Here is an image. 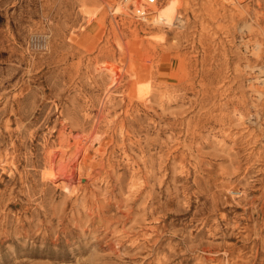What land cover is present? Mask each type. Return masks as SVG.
Returning a JSON list of instances; mask_svg holds the SVG:
<instances>
[{"label":"rangeland","instance_id":"374dc122","mask_svg":"<svg viewBox=\"0 0 264 264\" xmlns=\"http://www.w3.org/2000/svg\"><path fill=\"white\" fill-rule=\"evenodd\" d=\"M129 1L0 0V264H264V0Z\"/></svg>","mask_w":264,"mask_h":264},{"label":"bare ground","instance_id":"6f19581e","mask_svg":"<svg viewBox=\"0 0 264 264\" xmlns=\"http://www.w3.org/2000/svg\"><path fill=\"white\" fill-rule=\"evenodd\" d=\"M131 2L132 4H134L135 6V12L140 15V17H144L146 20L149 19L148 16H145L147 13L146 11V8L144 6V4H152V11L151 13H155V16L153 15L152 18H150V22L155 24V25H171L173 23V14H174V11L176 8L180 7L181 5V1L180 0H169L164 6L160 7L158 6V3H159V0L156 1L155 3H149V2H146L142 0H132V1H129ZM129 6V3L127 2L126 4H120L116 7V9L118 11H122L124 8H127ZM149 7V6H148ZM123 13V12H122ZM163 28V27H162ZM261 45L259 43L256 44V48L258 49V47H260ZM260 49V48H259ZM258 51V50H256ZM111 67V66H110ZM111 69V68H110ZM109 69V70H110ZM254 76V75H253ZM262 86V85H261ZM144 89V86L143 85H140L138 87V95L141 97L144 93H143V90ZM259 88H257V90H259ZM261 91V89H260ZM264 93V92H262ZM258 95V94H257ZM260 96V94L258 95V97ZM88 141H89V138L88 137H84L83 139H79V140H76L73 145H74V148H76V152L74 155L80 153L81 151L83 152H86L87 150V146L88 145ZM65 142V141H63ZM65 144V143H64ZM64 147H68V145H63L61 142L59 143V147L57 148V150H53L52 152L50 151L49 154H48V164L50 166V168H52L54 170V167L56 168V164H58L61 160L64 159L65 155L67 154L66 153V150L64 149ZM69 148V147H68ZM55 149V148H54ZM70 150V149H69ZM68 150V151H69ZM71 151V150H70ZM88 151V150H87ZM86 154V153H85ZM84 154V155H85ZM59 161V162H58ZM63 162V161H61ZM69 162H72V161H69ZM65 164V162H64ZM69 164V163H67ZM70 167V166H69ZM80 167V166H79ZM59 168V167H58ZM64 168V167H63ZM51 170V169H50ZM49 170V171H50ZM52 170V171H53ZM47 172V171H46ZM48 175V174H47ZM72 175V174H71ZM70 178V177H69ZM66 189V188H65ZM71 189V188H70Z\"/></svg>","mask_w":264,"mask_h":264},{"label":"built area","instance_id":"2783aa9c","mask_svg":"<svg viewBox=\"0 0 264 264\" xmlns=\"http://www.w3.org/2000/svg\"><path fill=\"white\" fill-rule=\"evenodd\" d=\"M125 1V0H124ZM130 1H132V0H130ZM145 1V3L146 2H149V3H155L157 0H144ZM130 4V6L132 7V8H134L135 6L130 2L129 3ZM140 16V15H139Z\"/></svg>","mask_w":264,"mask_h":264}]
</instances>
